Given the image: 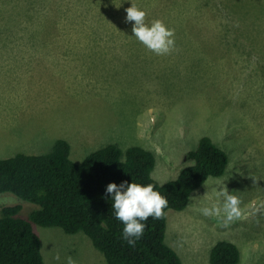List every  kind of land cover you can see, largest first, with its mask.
Instances as JSON below:
<instances>
[{
	"label": "rangeland",
	"instance_id": "374dc122",
	"mask_svg": "<svg viewBox=\"0 0 264 264\" xmlns=\"http://www.w3.org/2000/svg\"><path fill=\"white\" fill-rule=\"evenodd\" d=\"M132 2L175 30V50L158 56L132 37L131 0H0V159L45 155L59 140L75 163L138 146L163 184L210 138L226 172L167 211L166 244L183 264H210L220 241L239 248L238 264H264V0ZM218 184L246 212L226 227L198 210ZM15 205L23 219L39 209L0 193L1 209ZM32 226L45 264H107L84 233Z\"/></svg>",
	"mask_w": 264,
	"mask_h": 264
},
{
	"label": "trees",
	"instance_id": "16d2710c",
	"mask_svg": "<svg viewBox=\"0 0 264 264\" xmlns=\"http://www.w3.org/2000/svg\"><path fill=\"white\" fill-rule=\"evenodd\" d=\"M70 151V144L59 140L45 155L0 159V193H11L39 207L29 219L18 216L21 205L0 208V264H45L33 224L58 227L72 235L84 233L107 264H183L166 244V213L184 210L193 191L209 177L225 174L229 164L226 151L210 138H202L187 154L193 164L163 184L152 177L154 153L143 147H131L123 157L118 146L108 145L80 163L70 159ZM124 181L152 183L168 200L164 215L148 218L135 247L121 239L123 226L114 217L106 193L109 183ZM239 260V248L230 241L218 242L210 254V264H238Z\"/></svg>",
	"mask_w": 264,
	"mask_h": 264
},
{
	"label": "clouds",
	"instance_id": "9594fccd",
	"mask_svg": "<svg viewBox=\"0 0 264 264\" xmlns=\"http://www.w3.org/2000/svg\"><path fill=\"white\" fill-rule=\"evenodd\" d=\"M126 20L132 23V37L155 55H167L176 48L175 30L161 19L146 22L147 12L131 0V6L125 9ZM214 199L201 206L198 210L202 216L215 218L226 227L232 221L246 215L240 206L237 195L229 192L225 185L218 184L212 190ZM110 194L111 208L114 217L121 222V239L129 246L135 247L147 227L149 217L158 219L165 214L168 200L152 183L115 182L106 186ZM206 196V195H205ZM56 259L60 256L57 254ZM65 264H78L71 256L65 257Z\"/></svg>",
	"mask_w": 264,
	"mask_h": 264
},
{
	"label": "bare ground",
	"instance_id": "6f19581e",
	"mask_svg": "<svg viewBox=\"0 0 264 264\" xmlns=\"http://www.w3.org/2000/svg\"><path fill=\"white\" fill-rule=\"evenodd\" d=\"M128 1V0H127ZM128 6V5H127ZM62 65V64H61Z\"/></svg>",
	"mask_w": 264,
	"mask_h": 264
}]
</instances>
